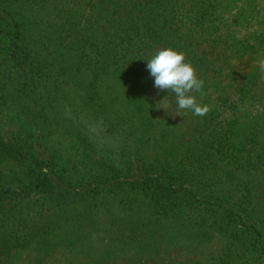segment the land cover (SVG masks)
Listing matches in <instances>:
<instances>
[{
    "label": "rangeland",
    "instance_id": "374dc122",
    "mask_svg": "<svg viewBox=\"0 0 264 264\" xmlns=\"http://www.w3.org/2000/svg\"><path fill=\"white\" fill-rule=\"evenodd\" d=\"M9 1L30 26L27 46L33 51L32 59L37 58L34 51L48 62H57L62 56L68 59H59L61 70L49 72L50 82H58L60 89L57 86V91L47 93L51 102L41 100V108L52 106L57 112L55 136L64 156L81 158L72 148L78 144L76 137L58 139L57 133L64 131V121L76 131L82 122L86 125L96 157L113 147L121 151L135 145L148 160L175 164L189 154L188 162L199 168L197 172L204 174L207 183H216L217 194L224 202L235 204V209H246L250 223H257L264 232V165L247 168L245 153L236 156L239 160L235 162L209 147L213 135L224 134L221 132L229 120L237 122V142L254 137L257 150L264 145V0H178L174 6L172 16L180 35L200 44L198 55L214 60L203 80V105L209 107L207 121L205 115L194 118L186 110L176 115L175 94L154 86L147 59L162 49L161 45L149 49L141 62L145 78L133 77L119 66L102 67L106 60L111 65L114 62L108 58L114 49L113 30L108 27L112 6L103 11L93 7L98 0H70L61 12L53 0H29L28 5L25 0ZM102 28L111 35L108 39L101 36V41L108 43L106 52L89 46L96 40L99 43ZM216 59L223 62L220 67L215 66ZM82 87L90 88L94 102L84 101L89 94L87 91L83 96ZM64 94L69 104L67 99L56 102ZM14 112L10 105L7 110H0V133L12 130L10 117ZM23 170L22 165L4 167L6 174L14 176ZM39 197L25 206L23 217L30 213L29 218L37 222L39 215V222L47 223V228L35 236L31 245L1 253L0 264H264V255L244 254L222 239H207L193 227L179 229L169 238L160 233L153 240L145 238L149 233L142 223L151 214L146 207L147 197L140 192L101 199L99 210L93 215L99 217L97 229L89 218L78 224L73 218L77 212L53 214L51 219H44L39 213L35 216L31 212L33 208L40 210L35 205ZM45 213V217L50 215ZM9 215H0V234L6 227L19 224ZM128 217L141 221L135 232L125 225L130 221H126ZM26 223L23 231L29 232L30 223Z\"/></svg>",
    "mask_w": 264,
    "mask_h": 264
},
{
    "label": "trees",
    "instance_id": "16d2710c",
    "mask_svg": "<svg viewBox=\"0 0 264 264\" xmlns=\"http://www.w3.org/2000/svg\"><path fill=\"white\" fill-rule=\"evenodd\" d=\"M53 1L57 2L61 12L71 2ZM177 2L178 0L164 3L160 0L94 2L93 7H100L103 11L112 6L111 16L109 15L112 19L108 27L113 30L114 49L108 58L114 62L111 65L106 60L101 63L102 67L119 66L133 77L145 78L141 62L149 49L161 45V48H172L183 53L196 69L199 78L205 81L209 64L214 60L198 55L196 51L200 49V44L180 35L172 16ZM25 3L31 4L29 0H25ZM29 27L20 10L10 1L0 0V110H7L8 105L15 110L10 117L12 130L7 134L0 133V215L9 212V219H17L19 223L6 227L9 230L0 234V254L31 245L35 236L44 233L47 223L39 222L42 219L38 213L44 219H51L53 214L77 212L73 218L78 224H84L89 218L97 229L99 217L93 215L99 210V201L109 197L118 198L122 193L134 191L147 197L146 207L151 216L142 223L149 233L144 236L147 239L153 240L158 233L169 238L171 233L180 231L179 229L193 227L199 229L207 239H222L244 254L257 252L259 256L264 255V232L260 225L250 223V215L246 214V209H235V204H226L221 194H217L216 183H207L203 179L204 174L197 172L199 168L192 161L188 162L189 154L172 164L167 160H148L135 145L129 146L127 150L123 147L121 151L113 147L107 149L106 154L101 157H96L97 151L90 140V133L86 132V125L82 122L81 129L76 131L69 128L68 121H64L61 125L64 131L57 133L58 139L62 141L71 135L76 137L78 144L72 148L81 158L76 160L68 159V155L64 156L55 136L54 120L57 112L52 106L49 107L50 110L41 108V100L51 102L47 93L60 89L58 82H50L49 72L61 70L59 59H68L62 56L57 62L53 58L48 62L39 51H34L37 58L32 59L33 51L27 46ZM102 35L107 36L106 39L111 38L109 31L102 28L99 43L97 40L96 43L93 41L90 48H95L98 52L108 50V43L101 41ZM261 42L264 47V39ZM190 51L195 53L191 54ZM215 63L216 67H220L223 62L216 59ZM204 88L205 83L200 93H194L198 103L202 105L206 103ZM80 89L84 90L83 96L88 91L89 95L84 101L94 102L95 98L90 94L89 87ZM65 94L60 95L56 102L67 99L69 104V98ZM191 114L194 118L198 117L192 112ZM204 119L207 121L208 116L205 115ZM199 126L204 125L199 123ZM236 128V121H227V126L221 132L224 134H220V137L213 135L209 147L217 154L230 156L235 162L239 160H236V156L245 153L244 165L247 168L263 166L264 145L257 150L254 137H246L242 143L237 142ZM13 165L23 166L21 175L14 176L4 172V167ZM38 196L40 197L35 205H39L40 210L33 208L34 212H31L38 215L36 222L33 217L29 218L30 213L23 217L22 210ZM87 208L88 213H85ZM91 209L95 210L94 213ZM45 212L50 215L45 217ZM128 220L135 221L129 217L126 218ZM130 221L125 225L135 232L141 221ZM26 222L30 223V233L23 231Z\"/></svg>",
    "mask_w": 264,
    "mask_h": 264
},
{
    "label": "clouds",
    "instance_id": "9594fccd",
    "mask_svg": "<svg viewBox=\"0 0 264 264\" xmlns=\"http://www.w3.org/2000/svg\"><path fill=\"white\" fill-rule=\"evenodd\" d=\"M147 68L155 87L175 94L174 104L169 103L175 105L176 115L186 110L195 116H203L209 111V107L198 103L194 95L201 92L203 80L183 53L172 48H162L147 59Z\"/></svg>",
    "mask_w": 264,
    "mask_h": 264
}]
</instances>
